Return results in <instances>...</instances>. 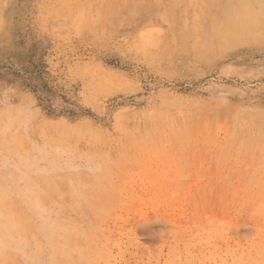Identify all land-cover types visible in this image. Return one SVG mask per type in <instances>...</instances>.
Listing matches in <instances>:
<instances>
[{"label": "rangeland", "instance_id": "1", "mask_svg": "<svg viewBox=\"0 0 264 264\" xmlns=\"http://www.w3.org/2000/svg\"><path fill=\"white\" fill-rule=\"evenodd\" d=\"M0 264H264V0H0Z\"/></svg>", "mask_w": 264, "mask_h": 264}]
</instances>
